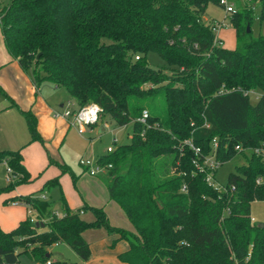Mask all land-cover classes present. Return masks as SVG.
I'll use <instances>...</instances> for the list:
<instances>
[{
    "label": "trees",
    "instance_id": "trees-1",
    "mask_svg": "<svg viewBox=\"0 0 264 264\" xmlns=\"http://www.w3.org/2000/svg\"><path fill=\"white\" fill-rule=\"evenodd\" d=\"M208 3L219 0H0L5 47L37 88L51 83L75 108L95 103L100 117L132 125L130 142L96 162L110 165L103 178L109 197L134 228L111 225L101 207L65 203L58 216L52 202L18 195L12 201L41 219L32 223L30 214L9 231L0 228V264H21L22 254L36 264H84L90 245L83 232L99 227L128 242L119 255L128 264H264V222L251 217V203L264 201V155L251 152L223 190L194 164L213 152L222 164L245 153L236 145L264 144V35L253 38L250 28L253 4L264 21V0L230 15L233 49L218 44L213 24L202 20ZM148 51L176 66L174 73L147 63L141 54ZM250 92L259 93L254 103ZM143 110L144 123L137 120ZM22 114L31 141L43 142L36 116ZM22 159L20 149L0 151L12 170L0 194L30 181ZM86 210L92 220L81 216ZM57 243L81 262L51 258Z\"/></svg>",
    "mask_w": 264,
    "mask_h": 264
},
{
    "label": "crops",
    "instance_id": "crops-1",
    "mask_svg": "<svg viewBox=\"0 0 264 264\" xmlns=\"http://www.w3.org/2000/svg\"><path fill=\"white\" fill-rule=\"evenodd\" d=\"M0 92L10 106L17 107L21 114L22 111H32L37 119V131L43 139V142H39L31 141L30 138L29 144L20 149L22 163L30 174V181L17 185L12 191L0 194V228L3 231H9L31 214V209L27 205L14 204L12 197L36 195L41 183L42 187H45L49 180L57 178V182L51 186L59 187L64 197L63 205L66 203L70 210L86 205L101 207L106 212L111 225L134 231L123 209L110 199L104 179L89 174L83 166H81L82 172H73L68 169L64 157L59 153L58 145L64 134L73 127L70 119L53 116V111L45 104L42 97L40 98L39 88L9 52L5 53V59L0 61ZM40 103L45 109L40 107ZM64 103L59 105L61 109ZM0 163L7 167L5 161ZM33 178H39L37 186L33 185ZM42 187L40 191L43 190ZM81 214L83 218L85 215H88L91 220L94 218L89 210ZM89 230L98 231L94 234ZM83 237L90 245V257L84 264H128L119 259V255L129 248L126 240L117 239L116 234L109 233L103 227L87 229L83 232Z\"/></svg>",
    "mask_w": 264,
    "mask_h": 264
},
{
    "label": "rangeland",
    "instance_id": "rangeland-1",
    "mask_svg": "<svg viewBox=\"0 0 264 264\" xmlns=\"http://www.w3.org/2000/svg\"><path fill=\"white\" fill-rule=\"evenodd\" d=\"M229 5L232 4L235 9H241L248 1L242 0H228ZM250 4V3H249ZM254 10L251 20V36L256 38L257 36L264 35V21H260L258 18V4L252 5ZM202 20L206 23H217L220 25L218 32H215L222 42V46L233 49L236 46V31L233 28L230 20V13H226L224 9L215 3H208L205 7V11ZM218 25V26H219ZM218 33V34H217ZM107 41V40H106ZM221 44V43H218ZM5 53H8L2 38L0 29V61L5 59ZM141 56L154 68H161L166 73H174L176 66L173 69L170 68L168 63L161 58L156 52L148 51ZM3 58V59H2ZM28 76L32 78L31 72L26 71ZM40 98L42 97L50 110L53 111V116L56 113L62 111L59 107L60 104L66 103L69 100L67 92L63 88H56L51 83H42L39 87ZM250 100L252 103L256 102L255 95L250 93ZM64 103V104H65ZM40 107L45 109L40 103ZM104 126L105 131H100V127ZM85 133L82 135L77 133V127H71L62 137L61 143L58 145L59 153L62 154L65 160V164L68 169L73 172H82L80 161L89 159L94 161L99 156L107 154V147L118 144H126L130 142L132 134V125L117 126L109 115L100 117V121L92 128L86 127ZM117 138L118 142L113 144V139ZM30 142V134L26 121L17 107H11L7 99L0 92V151L1 150H17L26 147ZM250 155V151H245L244 154H236L231 159L223 162L218 166L214 173L213 186L224 187L226 185L229 173L235 172L236 167L246 163V157ZM7 167L5 164L0 163V189L7 183ZM95 177L103 179L104 175L99 173ZM39 178H33V185L37 186ZM36 180V181H35ZM32 183V182H31ZM42 183L39 187L37 196H44L46 201L52 202V210L57 214L64 213L63 196L57 186H43V190L40 191ZM62 196V198H61ZM78 209V208H77ZM76 210V209H75ZM31 218L34 221H39L41 218L36 214L35 210L31 208ZM251 217L255 223L264 222V201H253L251 203ZM85 220L90 217L84 216ZM87 218V219H86ZM91 220V218L89 219ZM95 229V228H93ZM90 233L97 232L98 230H89ZM51 258H65L68 261L81 262L74 251L64 243H57L50 247ZM21 264H36L32 259L26 255H20Z\"/></svg>",
    "mask_w": 264,
    "mask_h": 264
},
{
    "label": "built area",
    "instance_id": "built-area-1",
    "mask_svg": "<svg viewBox=\"0 0 264 264\" xmlns=\"http://www.w3.org/2000/svg\"><path fill=\"white\" fill-rule=\"evenodd\" d=\"M242 1L246 2L248 0H242ZM219 5L224 9V11L226 13H230V15L232 13H234L236 10L232 4L229 5L228 0H219ZM218 25H217V23L213 24L214 33L219 31L218 28L220 27V25L219 26ZM216 40L218 41V43H221V45H222V42L218 36H217ZM136 58H138V57H136ZM250 93H253L255 95V99H256V97H257V95L255 94L256 92H250ZM75 106L76 105H75L74 101L68 100L64 104V107H63L61 113H56V116L59 115V116L69 118L71 121V125L74 127H77V133L82 135L83 133H85L86 127H89V128L93 127L94 125H96L99 122L100 114H101V108L95 103H89V104H87V105H85L79 109L75 108ZM147 117H148L147 111L143 110L140 117L137 120L144 123L146 121ZM116 142H118V139L114 138L113 144H115ZM213 145H214V149H215L216 141H213ZM191 147L194 149L195 154L200 153L199 148L193 147L192 145H191ZM114 149H115L114 146H109V147H107L106 151L108 153H110ZM235 150L236 151L244 150V152L250 151V153L253 152L256 154L264 155V144L262 146H259V147H249V148H244V149L241 146L236 145ZM194 164L199 169L206 171L205 181L213 186L214 173H215L216 169L218 168V166L221 165L220 161L216 159L215 153L213 152L210 155H206L205 157H203V164H200L196 160L194 161ZM80 165L83 166L85 168V170L91 175H96L99 173H101V174L106 173L107 169L110 167V165H100L99 163L96 162V160L90 161L89 159L81 160ZM7 172H8L7 181H10L12 179L11 178L12 170L9 166H7ZM213 188L219 189V190L224 189V187H217L216 188L214 186H213ZM183 190H184V187H183ZM40 198L45 199L44 196H41ZM17 203L18 202H16V201L14 202V204H17ZM56 215L60 216L57 213H56ZM30 221L32 223L35 222L33 218L30 219ZM47 264H50V261H48Z\"/></svg>",
    "mask_w": 264,
    "mask_h": 264
},
{
    "label": "water",
    "instance_id": "water-1",
    "mask_svg": "<svg viewBox=\"0 0 264 264\" xmlns=\"http://www.w3.org/2000/svg\"><path fill=\"white\" fill-rule=\"evenodd\" d=\"M247 31H248V32L250 31L249 26L247 27ZM100 131H105V127H104V126H101V127H100ZM260 225L262 226L263 224L261 223Z\"/></svg>",
    "mask_w": 264,
    "mask_h": 264
}]
</instances>
